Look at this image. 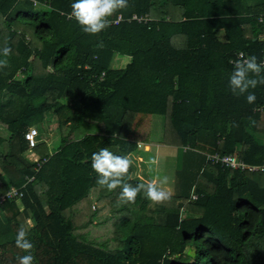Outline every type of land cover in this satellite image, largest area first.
<instances>
[{"label": "trees", "instance_id": "1", "mask_svg": "<svg viewBox=\"0 0 264 264\" xmlns=\"http://www.w3.org/2000/svg\"><path fill=\"white\" fill-rule=\"evenodd\" d=\"M260 14L264 1L0 0V197L22 193L0 201V264H264V171L204 155L264 163ZM239 51L248 63L230 62ZM81 123L95 131L76 137ZM30 128L56 130L57 148L28 147ZM138 142L189 146L203 169L161 196L129 160Z\"/></svg>", "mask_w": 264, "mask_h": 264}, {"label": "rangeland", "instance_id": "2", "mask_svg": "<svg viewBox=\"0 0 264 264\" xmlns=\"http://www.w3.org/2000/svg\"><path fill=\"white\" fill-rule=\"evenodd\" d=\"M117 62V66H124L128 62V57H120ZM6 98L7 95L4 94L2 99L5 100ZM49 130L50 129H48L46 132H41L40 136L38 135L37 137V140L38 138H41V141L37 146L41 153H52L59 144L58 138H56V136L53 134L56 130L53 132L52 130ZM94 131V126L81 123V125L76 129V137ZM143 148L144 147L139 148V153L144 156L141 161L138 162L136 159L130 156L132 153L129 155V160L134 167L136 176L139 178L142 184L145 187L152 189L154 193H161V187H159L161 182L159 181V178H162L165 175V178L167 177L165 181L167 182L165 185L166 187L163 188L164 190H162L163 192L167 193V188L170 186L172 187L173 184L171 177L177 180L175 188L173 187L175 193L180 191L179 188H181L183 191H186L187 188L184 186L186 183H188V178L186 177L191 176L192 173H194V168L199 166L196 164L199 163L200 160L199 157L195 155V150L188 148L186 149L188 150L186 152L183 150V148L172 149L165 146H153L152 151L149 153L147 148L145 150ZM155 155H157V158H155ZM156 206L157 203L155 202V199H152L148 208V213L154 216L155 221H162V214L157 211ZM2 223L3 221H0V235L9 234L10 237H8V239H11L13 235L11 232L8 233L7 230H9V228L1 226Z\"/></svg>", "mask_w": 264, "mask_h": 264}, {"label": "built area", "instance_id": "3", "mask_svg": "<svg viewBox=\"0 0 264 264\" xmlns=\"http://www.w3.org/2000/svg\"><path fill=\"white\" fill-rule=\"evenodd\" d=\"M35 5L37 2H34ZM146 15H138L136 13L132 14L131 17L128 19L130 20H138L142 21L145 20ZM122 20V16L120 14L117 15L116 19L113 21L114 23H117L118 21ZM258 22L263 25V30L261 33V39L263 42V48H262V59L259 63L260 67L264 70V14H260L258 17ZM232 64H246L249 62V59L242 51H239L235 58H233L230 61ZM104 77V72L99 76V79L102 80ZM258 111L261 113H264V101L260 107H258ZM39 132L36 128H30L24 135L25 140L27 141L28 147L32 148L37 144V136ZM144 145L140 142L137 143V148L143 147ZM189 148V146L184 147V150ZM205 163H209L211 165H219L222 168L225 169H232V170H249V171H264V163L263 164H248L244 162L241 158L234 156L232 154H226V153H219V152H213V153H205ZM38 159L32 160L36 162ZM38 162V161H37ZM37 169L39 167V163L37 164ZM33 177L27 178V181L32 180ZM17 197L18 199L22 197V193L17 188H11L10 191H8L5 195L0 197V201L4 200L5 198H12ZM191 198L196 199L197 195L193 192L191 193ZM92 208L95 209V206L92 205Z\"/></svg>", "mask_w": 264, "mask_h": 264}, {"label": "crops", "instance_id": "4", "mask_svg": "<svg viewBox=\"0 0 264 264\" xmlns=\"http://www.w3.org/2000/svg\"><path fill=\"white\" fill-rule=\"evenodd\" d=\"M249 3H251V4H253V5H261V3L264 1V0H247ZM259 112V111H258ZM261 113V112H260ZM263 121H264V113H261V117H260ZM140 143H142L144 146V150L146 149V146H149L150 148L148 149V151H149V153L152 151V149H153V146H165V147H169V148H176V147H174V146H169V145H153V144H144L143 142H140ZM184 147H186V146H184ZM184 147H183V150H184ZM141 150V149H140ZM30 153V154H27V153ZM31 154L32 155H35V157L37 158L38 157V155L34 152V151H27L26 153H25V158H28V159H32V160H35L36 158H32V156H31ZM226 154H228V153H226ZM130 156H132L134 159H136L138 162L139 161H141L142 159H143V155H141L140 153H139V148H137V150L134 152V153H132ZM155 158H157V155H155ZM30 159V160H31ZM140 159V160H139ZM154 161V160H153ZM157 161V160H156ZM196 164H198V163H196ZM202 167V168H201ZM198 166V167H196V168H200V170H202L203 169V166ZM196 168H194V172L196 171ZM136 172H137V170H136ZM192 177H193V173H192V175L191 176H189V179H188V183H190L191 182V180H192ZM167 178V177H166ZM166 178H165V175H164V177H162V178H159L158 180L161 182V185H159V187H161L160 188V191H161V193H163V194H161V193H158V194H160L161 196H165V194H169V195H171V194H173L174 193V188H175V185H176V182H177V180H175L174 178H172L171 177V181H172V187L170 186L169 188H167V190L166 191H168L167 193H165V192H163L162 190H164L163 188H165L166 186V182L167 181H165L166 180ZM168 185V184H167ZM184 186H186V188H187V185L185 184ZM174 187V188H173ZM171 188V189H170ZM179 190H181V188H179ZM192 191V188H191V190H190V192ZM19 209H22V206L19 204ZM163 220V219H162ZM0 221H3V223H2V225L1 226H4V227H7L5 224V220H4V218H3V216H2V214L0 213ZM2 236V237H1ZM8 237H10V235L9 234H4V235H0V241H6V240H9L8 239ZM3 238V239H2Z\"/></svg>", "mask_w": 264, "mask_h": 264}]
</instances>
